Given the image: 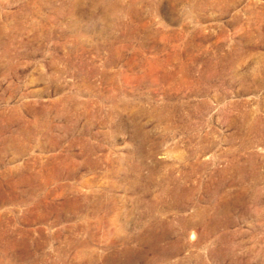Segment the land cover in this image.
Listing matches in <instances>:
<instances>
[{
  "label": "rangeland",
  "instance_id": "obj_1",
  "mask_svg": "<svg viewBox=\"0 0 264 264\" xmlns=\"http://www.w3.org/2000/svg\"><path fill=\"white\" fill-rule=\"evenodd\" d=\"M0 264H264V0H0Z\"/></svg>",
  "mask_w": 264,
  "mask_h": 264
}]
</instances>
